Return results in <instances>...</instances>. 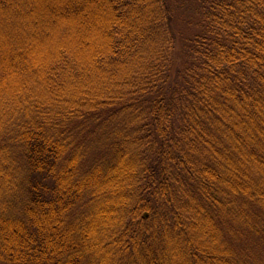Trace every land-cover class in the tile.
Listing matches in <instances>:
<instances>
[{
    "label": "trees",
    "instance_id": "16d2710c",
    "mask_svg": "<svg viewBox=\"0 0 264 264\" xmlns=\"http://www.w3.org/2000/svg\"><path fill=\"white\" fill-rule=\"evenodd\" d=\"M0 264H264V0H0Z\"/></svg>",
    "mask_w": 264,
    "mask_h": 264
},
{
    "label": "water",
    "instance_id": "95a60500",
    "mask_svg": "<svg viewBox=\"0 0 264 264\" xmlns=\"http://www.w3.org/2000/svg\"><path fill=\"white\" fill-rule=\"evenodd\" d=\"M146 217H147V215H146Z\"/></svg>",
    "mask_w": 264,
    "mask_h": 264
}]
</instances>
